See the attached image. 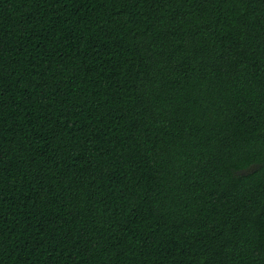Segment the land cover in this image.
<instances>
[{
	"label": "trees",
	"instance_id": "16d2710c",
	"mask_svg": "<svg viewBox=\"0 0 264 264\" xmlns=\"http://www.w3.org/2000/svg\"><path fill=\"white\" fill-rule=\"evenodd\" d=\"M0 264H264V0H0Z\"/></svg>",
	"mask_w": 264,
	"mask_h": 264
}]
</instances>
